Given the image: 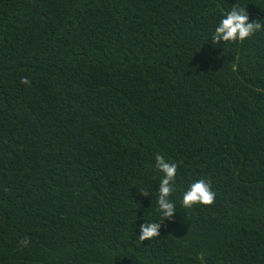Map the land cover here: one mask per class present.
Masks as SVG:
<instances>
[{"label":"trees","instance_id":"obj_1","mask_svg":"<svg viewBox=\"0 0 264 264\" xmlns=\"http://www.w3.org/2000/svg\"><path fill=\"white\" fill-rule=\"evenodd\" d=\"M233 8L264 25V0H0V264H264V27L214 44Z\"/></svg>","mask_w":264,"mask_h":264},{"label":"clouds","instance_id":"obj_2","mask_svg":"<svg viewBox=\"0 0 264 264\" xmlns=\"http://www.w3.org/2000/svg\"><path fill=\"white\" fill-rule=\"evenodd\" d=\"M262 27L264 25L258 22H250L244 9L233 8L226 12L216 25L212 42L215 44L217 41H243ZM24 83H28V81L25 80ZM156 160L159 169L164 174L158 190V210L163 217L169 218L175 212V204L170 197L172 195L171 182L176 176V165L165 162L162 156H157ZM214 195L209 183L201 179L189 186L182 196L181 203L186 208L197 203L209 205L213 202ZM160 225L156 222H145L140 227L139 238L144 240L159 236L158 229Z\"/></svg>","mask_w":264,"mask_h":264}]
</instances>
